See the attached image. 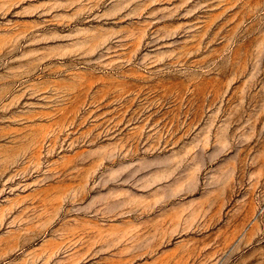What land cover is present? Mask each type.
Wrapping results in <instances>:
<instances>
[{"label":"rangeland","instance_id":"374dc122","mask_svg":"<svg viewBox=\"0 0 264 264\" xmlns=\"http://www.w3.org/2000/svg\"><path fill=\"white\" fill-rule=\"evenodd\" d=\"M0 264H264V0H0Z\"/></svg>","mask_w":264,"mask_h":264}]
</instances>
